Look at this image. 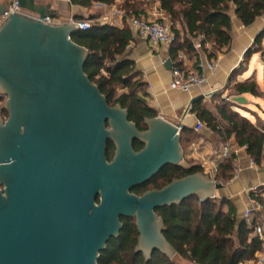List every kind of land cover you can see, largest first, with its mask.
Masks as SVG:
<instances>
[{
    "label": "water",
    "instance_id": "water-1",
    "mask_svg": "<svg viewBox=\"0 0 264 264\" xmlns=\"http://www.w3.org/2000/svg\"><path fill=\"white\" fill-rule=\"evenodd\" d=\"M23 12L4 17L13 2ZM0 264H97L121 220H134L135 253L172 259L156 210L197 197L216 199L221 183L196 173L141 196L132 190L164 167H181L182 121L145 119L140 132L120 106L110 107L84 73L88 51L70 36L74 20L45 24L49 5L0 0ZM37 17V18H36ZM264 59V56H263ZM172 71L170 60L163 64ZM231 102L244 106L243 96ZM142 145L135 152L133 142ZM114 146L106 159L107 143Z\"/></svg>",
    "mask_w": 264,
    "mask_h": 264
},
{
    "label": "trees",
    "instance_id": "trees-1",
    "mask_svg": "<svg viewBox=\"0 0 264 264\" xmlns=\"http://www.w3.org/2000/svg\"><path fill=\"white\" fill-rule=\"evenodd\" d=\"M117 0H71L74 5L88 8L96 2L111 6ZM126 15L138 14L141 6L136 0H122ZM146 5L159 3V10L167 17L174 40L170 45V58L173 68L184 74L189 72L182 66L178 53L190 55L196 53L195 45L208 59L215 58L217 52L227 50L232 41L231 9L240 24L248 28L264 15V0H144ZM139 11V10H138ZM140 18L139 16H135ZM86 30L73 33L70 39L88 51L84 73L90 82L96 85L110 107L120 106L128 113V120L138 129H145V119L156 117V112L146 103V83L139 79L135 66L128 59L127 46L132 33L127 26L117 28L110 24L92 22ZM79 21H85L79 19ZM178 25V27H176ZM264 40V31L255 38V51L248 49L243 62H249L254 54H262L260 45ZM205 43L211 45L207 52ZM196 70H199L197 67ZM234 92L229 97L250 96L264 99V90L256 81L245 80L233 85ZM227 89L224 88V92ZM2 97L0 96V103ZM240 107L231 101L220 98L213 105L214 114L203 100L192 105L197 121L203 123L221 142L231 138L238 147H244L245 153L255 166H264V121L258 124L250 121L237 110ZM2 109L6 119L7 113ZM198 133L193 129H183L180 133V146L190 145ZM135 152L141 149L137 142L132 144ZM114 146L107 143L106 159L111 161ZM235 155L217 163L213 181L225 184L232 180ZM197 164L188 160L186 167H167L159 177L173 179L202 173ZM142 188L132 190L139 195ZM255 195V194H253ZM256 196V195H255ZM258 197V196H256ZM163 221V236L174 248L176 255L192 264H238L251 260L262 248L255 235V221L249 227L246 221L237 224L235 210L225 198L218 201L209 199L200 201L191 197L179 205L156 210ZM122 228L117 238L110 239L105 250L99 254L97 264H174L172 259L153 253L146 261L141 253H135L138 233L134 220H121Z\"/></svg>",
    "mask_w": 264,
    "mask_h": 264
},
{
    "label": "crops",
    "instance_id": "crops-1",
    "mask_svg": "<svg viewBox=\"0 0 264 264\" xmlns=\"http://www.w3.org/2000/svg\"><path fill=\"white\" fill-rule=\"evenodd\" d=\"M35 1L40 5L50 6L51 14L49 18L54 24H67L72 20L79 21V19L91 22V19L94 18L92 22L108 23L117 28L127 26V15L122 0H117L111 6L94 2L88 8L74 5L71 0ZM136 1L141 4L139 9L136 10L138 14L128 15L153 21L161 12L158 2L146 5L144 0ZM1 4L2 2H0ZM230 14L232 19V41L227 50L217 52L215 58L212 59H208L200 49H197L195 54L190 55L178 53V59L182 61V66L189 73L200 74L207 62L217 63V69L214 73L204 71L206 83L199 88L192 89L188 94L170 90L171 72L166 71L163 66L165 61H171L170 46L163 45L152 48L143 38L132 34V40L127 46L128 59L134 63L139 79L146 83V103L156 112L158 117L173 124L180 123L191 100L201 97L209 91H215V94L210 100L203 99V104L208 105L209 110L214 114L213 105L217 104L220 98L229 97L228 92H224V88L230 73L240 64L245 52L253 44L257 33L264 30V15L258 18L252 26L245 28L234 17L233 9H231ZM204 48L207 52H211L210 44L205 43ZM251 61L252 63H259L260 61L264 65L262 54L259 53L254 54ZM197 67L199 70H196ZM195 121L196 118L191 107L188 115L183 120V124L193 129ZM232 140L231 138L229 142ZM223 143L215 138L212 132H204L201 138L190 144L186 158L189 161L195 160L197 154H201L206 159V167H210L212 164L217 165L221 161L218 159V155ZM196 146L200 148L198 152L195 150ZM249 161L250 159L245 151L240 149L235 154L232 180L222 184L223 189L216 192L215 195L219 199L225 198L231 203L235 210L237 224L246 221L250 227L255 221V226L262 227L264 233V199L259 196L256 197L250 192L252 188L264 190V166L254 165L250 167ZM197 165L199 166V163Z\"/></svg>",
    "mask_w": 264,
    "mask_h": 264
},
{
    "label": "built area",
    "instance_id": "built-area-1",
    "mask_svg": "<svg viewBox=\"0 0 264 264\" xmlns=\"http://www.w3.org/2000/svg\"><path fill=\"white\" fill-rule=\"evenodd\" d=\"M10 13L12 14H21L23 13L19 8L17 3L14 1L4 17H7ZM37 18V17H36ZM42 23L52 25L54 24L50 18L41 19ZM76 25L79 26V30H86L90 28L91 23L89 21H74ZM126 25L130 32L134 35H137L143 38L152 48L157 46H170L174 40V36L171 32V28L169 25V21L167 17L160 12L156 19L153 21H149L143 18H137L133 15H128L126 17ZM196 49H200V46L195 45ZM217 69L216 62H207L205 67L202 69L203 72L200 74L197 73H188L184 74L178 69L173 68L171 71L172 80L170 83V90L176 91L182 94H188L192 89L199 88L203 84L206 83V77L204 75V71H208L210 73H214ZM215 94V91H209L203 95V99L210 100ZM1 97H4L0 94ZM5 98V97H4ZM6 99V98H5ZM225 102L231 101L229 97L224 98ZM2 107L0 106V119L5 120L2 115ZM204 128L203 123L199 121H195L193 126V130L196 133H200ZM244 150V147H233L231 142L226 141L221 145L220 153L218 155V159L224 160L230 157L231 155H235L239 150ZM207 163L204 158H201L199 163L200 168L203 171V174L208 175L212 178L217 170V166L215 164L210 165V167H206ZM250 167L254 166L252 160L249 161ZM250 192L255 194L256 196L264 199V190L259 188H252ZM255 235L258 237L259 241L262 243L261 250L255 254L254 258L249 260L248 262H240L238 264H264V233L262 227L255 228Z\"/></svg>",
    "mask_w": 264,
    "mask_h": 264
},
{
    "label": "rangeland",
    "instance_id": "rangeland-1",
    "mask_svg": "<svg viewBox=\"0 0 264 264\" xmlns=\"http://www.w3.org/2000/svg\"><path fill=\"white\" fill-rule=\"evenodd\" d=\"M170 25V23H169ZM176 27H178V25H176ZM171 28V25H170ZM264 31V30H263ZM172 32V29H171ZM262 31H260L259 33H257V35L255 36V38H257L259 36V34ZM173 34V32H172ZM254 43V42H253ZM262 51L264 52V40L261 42L260 45ZM250 50L255 51L257 49V46L251 44V46L249 47ZM244 59H242V61L240 62V64L235 68V70H233L228 79L227 82L225 84V88L227 89L228 95L233 93V85L235 83L238 82H243L246 79L247 80H252V81H256L261 89L264 90V65L262 62L259 61L256 63H252V61L250 60L248 63L247 62H243ZM248 103L244 106H240L237 107V110L240 114L246 116L250 121H252L253 123L258 124L259 121H264V99H257V98H252L250 96H243ZM5 98L2 97V101L0 103V106L4 105L5 103ZM206 132L209 133L210 131L204 127V130L201 131L200 133L196 134L197 138L193 141L192 143H195L199 138H201V135ZM215 137V136H214ZM216 138V137H215ZM231 145L233 147H236L237 145L234 143V141H231ZM190 145L188 144H183L182 145V151H183V162H182V166L186 167L188 165V159L186 158L187 155V151L189 149ZM195 150H200L199 147H195ZM197 158L194 160H190L192 163L194 164H198L201 161V158L203 157L201 154H197L196 156ZM204 160L206 161V159L204 158ZM203 173V172H202ZM216 200H219V197L216 196ZM172 262L174 264H192L191 262L175 255L172 258Z\"/></svg>",
    "mask_w": 264,
    "mask_h": 264
},
{
    "label": "flooded vegetation",
    "instance_id": "flooded-vegetation-1",
    "mask_svg": "<svg viewBox=\"0 0 264 264\" xmlns=\"http://www.w3.org/2000/svg\"><path fill=\"white\" fill-rule=\"evenodd\" d=\"M140 132H143L146 130L145 129H138ZM136 142V141H135ZM134 143V142H133ZM138 143V142H137ZM141 145V144H140ZM141 149H142V145H141ZM140 149V150H141ZM167 167L169 166H166L164 167L155 177H153L151 180H149L147 183L143 184L142 186H140V188H142V191L139 195L137 196H141L142 194H144L145 192H148V191H152V190H160L162 188H164L165 186H167L171 181L169 178H167L166 176L161 178L159 177L160 173L162 171H164ZM139 188V187H138ZM136 195V194H135Z\"/></svg>",
    "mask_w": 264,
    "mask_h": 264
}]
</instances>
